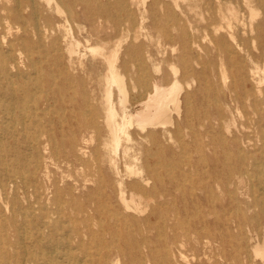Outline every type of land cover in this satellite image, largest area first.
<instances>
[{
  "label": "rangeland",
  "instance_id": "rangeland-1",
  "mask_svg": "<svg viewBox=\"0 0 264 264\" xmlns=\"http://www.w3.org/2000/svg\"><path fill=\"white\" fill-rule=\"evenodd\" d=\"M26 1L22 0L21 12L25 18H28L30 7L27 6ZM36 1L38 6L45 5L43 0ZM142 1L137 0L136 3L130 1L127 5V9L132 12L137 22L141 20L142 11L147 10L142 22V31L136 36H133V32L130 31L129 37L127 40L126 38L122 40L119 48V60L128 59V55L124 52L128 44L136 48L131 53L132 79L126 78L129 90L127 109L133 113L139 110V99L150 90L153 81L160 85H168L174 79L179 81L183 87L182 106L185 107L186 102L190 113L188 117L182 115L179 118L182 129L177 135L178 141L171 146H165L163 153L161 154L159 150L157 155L162 159L163 157L168 158L172 164L177 165L180 182L186 188L191 185L195 186L194 192L198 195L199 202L195 204L192 200L191 203L188 199L184 206L183 200L181 202L178 200L175 210L169 199L168 203L162 207H154L155 205L149 203L148 206L143 207L144 213L138 215L141 221L132 219L131 226L123 227L122 224L113 227L110 231L107 230L110 225L107 215H98L91 210L97 204L98 199L102 202L107 199L110 203H107L106 208L116 210L118 207L116 206L118 205L117 190L123 187L125 193L128 194L132 182L136 179L125 173L124 161L120 159L122 155L118 158L117 169L108 165L109 149L104 143L109 137L101 118L99 119L100 130H95L79 128L77 125L78 121L84 122L89 116L78 115L75 118L69 116L73 109L70 105L71 99L74 105L81 108L90 110L95 106L99 112H102L103 77L106 73V64L102 56L91 51L89 47L103 46L108 52L118 38L106 40L98 38L104 36L105 33H112L108 28L111 22L107 19V13L100 14L90 22L84 12L85 5L80 4L78 0H65L59 5V12L50 7L42 11V14L49 16L52 25H59L61 32H70L79 38L81 45L78 53L71 56L66 50V43L60 40L52 46L50 42L44 45L36 39H28L26 44L22 45V42L17 41L16 38L23 36V31L16 28L8 29V25L0 20V23L5 25L0 29V50L8 49L9 43H12L14 49L19 48L20 52L14 56L18 58L20 70L23 73L32 72L33 78L40 74L42 79L51 80L50 95L54 92L58 99L56 106L62 107L59 114L53 113L52 115L55 126L46 131L47 136L44 133L40 137L41 141L50 137L51 143L57 145L59 154L55 153L46 157L49 150L44 149L43 155V144L40 149L43 156L40 157L37 154V161L42 163L39 181L49 187L52 183H56L62 195L60 201L64 209L59 214L54 211L56 202L52 200L51 189L47 192L50 198L47 206L51 213V220L55 222L60 219L65 222L64 225H67V220L72 219L74 222H71L69 227H80L83 233H87L83 238L85 245L92 253H98L92 256L91 264H100V256L104 254L109 255V261L105 264H264L260 256L253 251V247L261 243L264 237V217L261 213V205L263 204L262 207H264V184L256 181V176L264 171V120L260 122L262 126L258 127L255 121L256 115H250L251 118L248 119L246 115L247 110L250 109L248 104L232 113L225 110L226 106L222 100L223 93L226 91V84L230 81V73L235 69V63L228 55L217 54L216 49L209 43V31L204 29L210 21L213 10L218 8L223 0H146L144 5ZM117 3L118 0H89L88 8L94 11L98 4H105L109 12L118 15L121 22L130 27V22L125 21V10H122L120 4L117 5ZM242 4V0H231L225 6V8L238 10L239 18L237 21L233 19L230 30L238 32L239 35L243 31L249 32L248 13L246 9H242ZM15 5L14 0H0V18L13 11ZM258 12L260 14L262 10L258 8ZM182 28L184 32L186 31L185 50L181 39L182 31L180 30ZM86 32H92L93 35L88 37ZM219 34L222 35L224 32L221 30ZM240 36L245 37V35ZM235 38L239 39L238 36ZM192 40H195V43H191ZM236 40H232L234 45ZM255 44H250L253 45L251 52L258 54L260 50ZM205 46H210L211 50L206 52ZM29 49L32 50L31 55ZM233 56L239 63L242 62L243 71L252 70L254 62L245 48L237 47ZM195 58L197 61H194ZM30 59L36 63L37 71L28 66ZM187 63L200 72L199 76L193 78L191 72H186ZM219 69L225 70L228 76L225 83H220L217 79ZM13 73L15 69H12ZM263 82L262 87L264 88ZM1 83L0 81V85ZM2 84L7 86L5 81ZM244 86L245 89L250 88V83L246 81ZM216 90L221 99L219 105L225 110L222 121L230 123L234 134L235 126L242 124L240 145L229 141L231 134L223 133L222 126H219L215 119L218 118L214 104ZM84 93L87 95V102L83 99ZM116 94L114 89L113 99L118 108ZM187 94L188 98H186ZM58 115L61 118H58ZM41 121L42 124L47 125L46 119H41ZM201 123L203 125H200ZM134 131L135 128L131 127L130 132ZM155 131L153 132L156 133L158 139H161L160 133ZM135 136L133 134V137ZM223 137L227 139L225 143L222 140ZM72 143H75L73 148L70 147ZM151 144L149 140H145L140 145L139 155L144 164L157 162L154 156L149 155L150 152L154 154L156 149ZM30 151L28 143H24L20 149L23 155H29ZM12 153L6 160L13 158ZM239 153L241 156H247L244 165L247 174L242 177V182L239 184L234 181L227 182L222 173H226L227 170L237 165L236 160ZM213 160L222 163L216 168V173L220 178L218 180L205 177L207 162L211 163ZM32 169L30 165V168L26 170V175ZM157 171L164 176L163 168ZM221 180H226L223 190L219 184ZM19 194L18 203L21 207H27L30 203L32 206L37 205L33 197L27 196L26 200L21 193ZM7 196L9 201L0 203L1 217L9 215L8 208L5 209L6 211L4 208L12 203L10 201L13 197L11 190L7 191ZM154 208L158 216L150 214ZM35 213L37 216L43 214L37 209ZM88 217L90 221L84 222ZM175 217L179 220V228L173 233L169 230L161 231V233L159 227L167 226L176 219ZM17 220L21 222L23 218L18 216ZM192 226H196L198 233L195 232L194 227L192 231H189V227ZM203 226L209 230L210 235L204 233L206 231H203ZM145 228L149 229L146 232V236L151 240L149 247L144 245L138 247L133 241L125 239L126 235H131L139 240L140 231L142 232ZM254 228H257L260 235L255 234ZM33 230L32 226H27V231ZM8 235L9 238H13V232H9Z\"/></svg>",
  "mask_w": 264,
  "mask_h": 264
},
{
  "label": "bare ground",
  "instance_id": "bare-ground-1",
  "mask_svg": "<svg viewBox=\"0 0 264 264\" xmlns=\"http://www.w3.org/2000/svg\"><path fill=\"white\" fill-rule=\"evenodd\" d=\"M14 1L16 5L13 11L0 18V20H3L8 25V29L16 28L23 31L24 35L16 38L17 41L22 42L23 45V43L26 44L28 39H36L41 44L45 45L46 42H50L53 46L60 40L66 43V50L70 56L78 53V48L81 45L79 38L70 32H61L59 25H52L49 16L42 14V11L50 7L59 12V5L65 0H43L45 2L44 6H38L36 0H27L26 4L30 7L28 18H25L21 12L22 0ZM88 1L78 0L80 4L82 3L86 6L84 12L87 20L91 22L100 14L107 13V19L111 22V26L108 28L111 29L112 33H105L104 36L98 38L101 40L108 38L118 39L108 52L105 51L103 46L89 47L91 51L102 56L106 64V73L103 77L104 103L102 112H99L95 106L90 108V110L81 108L78 105H74L71 99L70 105L73 109L70 108L71 114L69 116L72 118L78 115L89 116L84 122L78 121L77 125L79 128H93L95 130H100L99 119L101 118L109 137L104 143L109 149V155L107 156L108 165L117 169L118 158L122 155L120 159L122 158L124 161L125 173L136 179L132 182L128 194L125 193L123 187L117 190L118 205L116 206L118 207L116 210H108L106 208L107 203H110L107 199H104V203L98 199L95 207H90L98 215H107L110 221L107 230L110 231L113 227L122 224L123 227L131 226L130 221L132 219L141 221L138 215L144 213L143 207L148 206L149 203L153 206L155 205L154 207H162L168 203L169 199L173 210H175L178 200L180 202L183 200L185 206L188 199L191 200V203L193 200L197 204L199 197L194 192L195 186L191 185L186 188L182 185L177 165L172 164L168 158L163 157L162 159V157L157 155L159 150L162 154L165 146H171L178 141L177 135L182 129L179 118L182 115L188 117L190 113L186 102L185 107L182 106L181 91L183 87L179 81L174 79L168 85H160L153 81L150 90L146 92L144 97L139 99V110L133 113L127 109L129 90L126 78L132 79L131 53L136 48L134 45L128 44L124 48L128 59L123 58L120 60L119 48L122 40L124 38L127 40L129 37L130 31L133 32V36L138 35L142 31V22L147 10L142 11L141 20L137 22L134 20L132 12L127 9L130 1L136 3L137 0H118L120 8L125 10V21L130 22V27H127L126 24L121 22V18L118 15L109 12L105 4H98L97 8L92 11L88 8ZM230 1L223 0L219 3L218 8L213 10L210 21L204 26V29L209 31V43L216 49L217 54L220 56L228 55L235 63V69L230 73V81L226 84V91L223 93L222 100L226 106L225 110L232 113V111L238 110L239 107L244 108L248 104L250 109L246 112L247 118L250 119V115H256V125L261 127L262 124L260 122L264 120V88L262 87L264 79V0H242V9L247 10L249 18V32L243 31L240 34L245 35L244 38L238 32L230 30L233 19L237 21L239 18L238 10L225 8L226 3ZM145 2L146 0H143L142 4L144 5ZM258 8L262 10L261 15L258 12ZM1 26L5 27L3 23H0V29H2ZM183 28L180 31H182V46H184L185 50L186 31L184 32L185 28ZM221 30L224 32L222 35L219 34ZM215 34L219 35L216 36ZM92 35V32H86V36L91 37ZM235 36H238L239 39L236 40ZM232 40H236L235 45ZM191 43H195V40H192ZM254 43H256V48L260 50L258 54L251 52L253 45L250 44ZM8 46V49L0 50V81L2 83L5 81L7 85L5 86L2 83L0 85V190L2 191L0 193V203L9 201L8 190H11L13 197L10 200L12 202L11 205L4 208V211L8 208L9 215H6V217L0 216V264H91L93 262L92 256L98 253H92L90 248L85 245L83 238L87 233H83L80 227H69V224L74 222L72 219L67 220V225H64L65 222L60 219L55 222L51 220V213L47 206L50 200L47 196L49 189H51L52 200L56 202L54 211L60 214L64 209L62 201H60L62 195L56 183H52L49 187L39 181L42 163L37 161V154L42 157L45 153L44 149L49 150V154L46 157L59 152L57 145L51 143L50 137L44 141H41L40 137L44 133L47 136L46 131L55 126L52 115L53 113H58L62 107L56 106L58 99H56L55 93L52 92L50 95L51 80L42 79L40 74L33 78L31 76L32 72L23 73L19 68L18 58H15L20 49H14L12 43H9ZM237 47H243L249 52L251 60L254 62L252 70L243 71L242 62L239 63L233 56ZM204 50L209 52L211 48L210 46H205ZM29 53L31 55V49H29ZM194 61H197V59L195 58ZM10 64L12 65L10 66ZM205 65L207 66V63ZM28 66L37 71L36 63L33 60L30 59ZM185 68L186 72H191L193 78L200 74L188 63ZM12 69H15L13 74ZM227 77L225 70L219 69L217 71V79L220 83H225ZM22 79L25 81H21ZM246 81L250 83V88H244ZM142 85L144 86L145 84ZM4 87L5 89L3 90ZM114 89L117 93L116 103L118 108L113 99ZM86 98L87 95L84 93L83 99L87 102ZM186 98H188V94ZM220 101L218 90H216L214 104L218 118L215 119L218 125L222 126L223 133L231 134V137L228 138L229 141L240 145L242 143V124L235 126L234 134L229 125L230 123L222 121L225 110L220 107ZM58 118H61V116L58 115ZM41 119H46L47 125L42 124ZM200 125L203 124L201 123ZM131 127L135 128L134 132H130ZM153 131H158L161 139H158ZM143 133L146 134L143 135ZM133 134L136 136L133 137ZM145 140H149L152 143L151 145L156 147L154 154L149 153V155L157 159L154 164H144L139 155L141 151L140 145ZM222 140L225 143L227 139L223 137ZM24 143H28V148L31 150L28 153L29 155L20 153ZM41 144H43V155L40 152ZM74 145L75 143H72L70 147L73 148ZM149 149L151 150V148ZM11 152H13V158L6 160L11 155ZM239 152L241 153V150ZM240 153L236 160L237 165L227 170L226 173H222L225 175L227 182L234 181L239 184L242 182V177L247 174V170L244 168L247 156H241ZM224 159L226 162L227 158L225 157ZM56 160L60 162L58 159ZM220 164L222 163L217 160H213L211 163L207 162L208 168L205 170V177L220 179L216 173V168ZM30 165H32L33 169L26 175V170L30 168ZM160 168L164 169V176L158 173L157 170ZM226 180L219 181L222 190L226 186ZM256 181L264 184V171H261L256 176ZM19 193L26 200L27 196L33 197L37 205L32 206V203H30L27 207H21L18 203ZM262 205L261 213L264 217V207ZM17 206L18 209H16ZM36 209L43 212V214L37 216L35 213ZM1 211L2 206L0 204V214ZM150 214L158 216L155 208L150 211ZM18 216H21L23 221L18 222ZM89 221V217L84 220L87 223ZM28 225L32 226L34 230L27 231ZM238 225L240 226V223ZM179 226V220L176 218L171 223H168L167 226L159 227V229L160 232L169 230L173 233ZM193 227L195 232L198 233L199 230L196 226L189 227V231H192ZM202 229L206 231L204 233L210 235L209 230L205 226ZM147 231H149L148 228H145L142 232L140 231L139 240H136L131 235H126L125 239L133 241L134 245L138 247L140 245L149 247L151 240L146 236ZM254 231L255 234L260 235L257 228H254ZM9 232H13V238H9ZM253 251L264 261V237L261 243L253 247ZM99 260L100 264H105L109 261V255H101Z\"/></svg>",
  "mask_w": 264,
  "mask_h": 264
}]
</instances>
